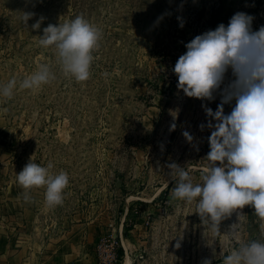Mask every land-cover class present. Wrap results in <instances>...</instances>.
Segmentation results:
<instances>
[{
	"label": "rangeland",
	"instance_id": "obj_1",
	"mask_svg": "<svg viewBox=\"0 0 264 264\" xmlns=\"http://www.w3.org/2000/svg\"><path fill=\"white\" fill-rule=\"evenodd\" d=\"M239 11L254 17V30L264 25V0H0V85L19 82L41 63L55 74L35 91L17 87L11 97L0 96V170L17 179L32 158L69 175L55 207L45 204L43 187L29 190L43 233L55 236L64 223L91 220L106 229L124 225L127 237L146 232L136 239L144 244L132 242L129 250L136 264H202L205 258L223 264L232 248L264 241V219L251 206L237 210L245 214L239 241L224 234L238 222L236 212L221 222L219 233L205 232L208 222L196 202L172 195L177 181L167 167H186L196 184L213 163L206 159L212 129L204 105L215 111L221 93L213 100L187 97L173 68L187 42ZM24 12L36 14L28 26ZM41 16V29L33 30ZM77 16L102 30L83 82L64 74L55 49L39 43L49 23ZM234 103L224 105L225 113Z\"/></svg>",
	"mask_w": 264,
	"mask_h": 264
},
{
	"label": "clouds",
	"instance_id": "obj_2",
	"mask_svg": "<svg viewBox=\"0 0 264 264\" xmlns=\"http://www.w3.org/2000/svg\"><path fill=\"white\" fill-rule=\"evenodd\" d=\"M35 15L24 12L27 26ZM44 19L43 16L37 19L32 29H41ZM253 20L252 15L239 11L227 24L220 23L196 35L185 44L186 51L173 68L177 87L187 97L213 100L214 94L220 92L222 99L215 111L204 105L206 115L211 118L207 124L212 131L206 159L212 165L205 170L203 182L194 184L186 167L169 163V174L177 181L172 195L187 203L195 201L198 213L208 222L205 232L213 235L220 232L221 222L236 212L238 222L224 233L234 241L240 240L237 226L245 215L238 209L251 206L264 219V25L254 30ZM183 26L181 21L180 27ZM39 37L40 45L55 49L64 74L79 82L89 79L93 52L102 37L98 26L77 16L64 23H49ZM229 72L231 79L226 83ZM54 78L51 67L41 63L19 82L12 78L0 85V96L11 97L17 87L35 91ZM233 101L231 111L225 113L224 105ZM172 116L170 130H175L178 109L172 111ZM200 127L203 129L205 125ZM183 135L192 140L188 131ZM52 167L51 162L45 167L30 158L17 173L18 183L26 190L25 200L30 199L27 190L43 187L47 206L62 204L69 175L64 170L53 173ZM202 264H212V260L205 258ZM223 264H264V241L252 240L232 248L223 256Z\"/></svg>",
	"mask_w": 264,
	"mask_h": 264
},
{
	"label": "crops",
	"instance_id": "obj_3",
	"mask_svg": "<svg viewBox=\"0 0 264 264\" xmlns=\"http://www.w3.org/2000/svg\"><path fill=\"white\" fill-rule=\"evenodd\" d=\"M25 191L17 179L0 170V264H97L95 247L110 229L91 220L73 226L64 223L59 234L47 235L40 229L37 199L29 192L30 199L25 200ZM126 235L128 263L135 262L129 250L132 242L144 244L136 239L146 237V232Z\"/></svg>",
	"mask_w": 264,
	"mask_h": 264
},
{
	"label": "built area",
	"instance_id": "obj_4",
	"mask_svg": "<svg viewBox=\"0 0 264 264\" xmlns=\"http://www.w3.org/2000/svg\"><path fill=\"white\" fill-rule=\"evenodd\" d=\"M125 235V227L121 225L118 229H110L99 239L95 247L97 264H136L134 261L128 263V253L124 245ZM142 259L141 255L139 260Z\"/></svg>",
	"mask_w": 264,
	"mask_h": 264
},
{
	"label": "trees",
	"instance_id": "obj_5",
	"mask_svg": "<svg viewBox=\"0 0 264 264\" xmlns=\"http://www.w3.org/2000/svg\"><path fill=\"white\" fill-rule=\"evenodd\" d=\"M127 232V231H126Z\"/></svg>",
	"mask_w": 264,
	"mask_h": 264
}]
</instances>
